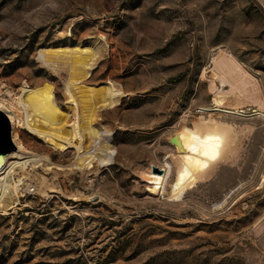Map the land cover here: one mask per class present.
I'll use <instances>...</instances> for the list:
<instances>
[{
  "label": "rangeland",
  "instance_id": "1",
  "mask_svg": "<svg viewBox=\"0 0 264 264\" xmlns=\"http://www.w3.org/2000/svg\"><path fill=\"white\" fill-rule=\"evenodd\" d=\"M67 33L107 44L85 82L111 78L125 92L100 111L115 155L75 168L74 145L59 149L21 119L17 137L35 155L12 169L19 196L0 210V264H264V118L253 114L264 112V0H0L4 90L50 83L65 109L67 71L44 66L38 50ZM221 50L254 76L261 105L199 110L229 88L212 62ZM208 112L237 131L233 158L183 199L152 193L144 174L172 163L170 137ZM175 175L173 162L168 191Z\"/></svg>",
  "mask_w": 264,
  "mask_h": 264
},
{
  "label": "bare ground",
  "instance_id": "2",
  "mask_svg": "<svg viewBox=\"0 0 264 264\" xmlns=\"http://www.w3.org/2000/svg\"><path fill=\"white\" fill-rule=\"evenodd\" d=\"M106 51L103 35L76 40L67 33L59 41L39 47L38 59L44 66L56 73L67 71L65 109L57 105L54 86L50 83L32 87L24 81L19 94L4 90L0 85V109L9 117L11 136L16 144L15 149L0 157V210H7L18 201V182L21 179L13 180L12 169L25 164L26 161L21 160L23 157L35 155L17 137L16 130L21 119L30 131L59 149L74 145L77 156L71 164L75 168L85 170L93 167L95 162L108 163L113 159L115 144L109 126L100 118V111L119 104L125 92L111 78L101 83L85 82ZM235 57L221 50L213 58L216 77L229 88L214 93L216 96L212 100L216 106L201 107L200 111L239 114L244 111L239 104L246 100L262 104L264 97L261 99L254 76ZM230 95L236 99L235 105L221 107ZM262 110L255 109L253 114L264 118ZM212 115L209 113L208 117H200L192 127L184 125L170 137L176 149L173 154L176 175L169 191L166 183L173 162H167L165 168L159 171L152 167L151 172H143L150 182L152 193L162 192L169 199H183L186 191L198 181L208 178L218 164L233 158L238 142L237 131L228 121Z\"/></svg>",
  "mask_w": 264,
  "mask_h": 264
},
{
  "label": "water",
  "instance_id": "3",
  "mask_svg": "<svg viewBox=\"0 0 264 264\" xmlns=\"http://www.w3.org/2000/svg\"><path fill=\"white\" fill-rule=\"evenodd\" d=\"M0 157L16 148L11 136V123L6 113L0 109ZM171 141V139H170ZM156 168V167H155Z\"/></svg>",
  "mask_w": 264,
  "mask_h": 264
}]
</instances>
